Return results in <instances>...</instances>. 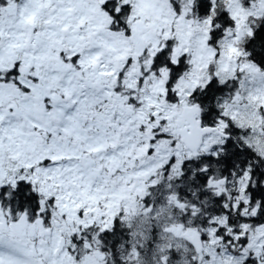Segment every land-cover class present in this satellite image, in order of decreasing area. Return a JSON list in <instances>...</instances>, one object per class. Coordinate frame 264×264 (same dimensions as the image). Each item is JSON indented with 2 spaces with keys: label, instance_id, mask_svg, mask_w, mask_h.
I'll list each match as a JSON object with an SVG mask.
<instances>
[{
  "label": "snow or ice",
  "instance_id": "snow-or-ice-1",
  "mask_svg": "<svg viewBox=\"0 0 264 264\" xmlns=\"http://www.w3.org/2000/svg\"><path fill=\"white\" fill-rule=\"evenodd\" d=\"M131 203L264 264V0H0V264H137Z\"/></svg>",
  "mask_w": 264,
  "mask_h": 264
},
{
  "label": "rangeland",
  "instance_id": "rangeland-1",
  "mask_svg": "<svg viewBox=\"0 0 264 264\" xmlns=\"http://www.w3.org/2000/svg\"><path fill=\"white\" fill-rule=\"evenodd\" d=\"M141 211L142 210L139 207L138 203H131L129 205L128 215L125 217L124 223L126 225H132L133 231L136 229V234H132L131 239L133 240V242L136 241V244H142L143 247L148 243H152L153 248L155 244H159L161 248L165 250L170 244L173 243L175 234L169 235L166 232L160 231V229L164 227H171V223L165 222L161 217H158L155 220H149L147 217L141 216ZM175 223L178 228V222ZM143 261H145V263L148 262L147 264H149L150 258L147 259L143 255L137 262V264H142ZM150 264H153L152 259Z\"/></svg>",
  "mask_w": 264,
  "mask_h": 264
},
{
  "label": "trees",
  "instance_id": "trees-1",
  "mask_svg": "<svg viewBox=\"0 0 264 264\" xmlns=\"http://www.w3.org/2000/svg\"><path fill=\"white\" fill-rule=\"evenodd\" d=\"M126 225V224H125ZM135 229V228H134ZM133 234H136V229L133 231ZM156 238V237H155ZM136 242V241H135ZM153 242V241H152ZM158 242V241H157ZM154 243V242H153ZM145 252H144V257H146L147 259L150 258L149 264L151 263V259H152V250H153V244L152 243H148L144 246ZM167 249V248H166ZM165 249V250H166ZM148 262L145 263V261L142 262V264H147Z\"/></svg>",
  "mask_w": 264,
  "mask_h": 264
},
{
  "label": "flooded vegetation",
  "instance_id": "flooded-vegetation-1",
  "mask_svg": "<svg viewBox=\"0 0 264 264\" xmlns=\"http://www.w3.org/2000/svg\"><path fill=\"white\" fill-rule=\"evenodd\" d=\"M131 238H132V237H131ZM99 259H100V262H101V264H102V259H103V258H99Z\"/></svg>",
  "mask_w": 264,
  "mask_h": 264
}]
</instances>
